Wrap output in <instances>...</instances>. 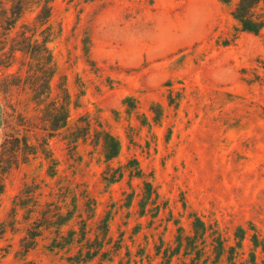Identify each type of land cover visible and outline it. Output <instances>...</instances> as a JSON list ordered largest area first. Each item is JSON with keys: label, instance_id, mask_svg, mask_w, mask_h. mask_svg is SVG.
<instances>
[{"label": "rangeland", "instance_id": "374dc122", "mask_svg": "<svg viewBox=\"0 0 264 264\" xmlns=\"http://www.w3.org/2000/svg\"><path fill=\"white\" fill-rule=\"evenodd\" d=\"M239 1L0 0V264H264V30Z\"/></svg>", "mask_w": 264, "mask_h": 264}, {"label": "trees", "instance_id": "16d2710c", "mask_svg": "<svg viewBox=\"0 0 264 264\" xmlns=\"http://www.w3.org/2000/svg\"><path fill=\"white\" fill-rule=\"evenodd\" d=\"M229 1L231 0H223L225 3H228ZM261 2L262 0H240L237 4L233 12V16L243 32L259 35L264 30V13L260 14L258 12ZM28 4V1H20L17 5H13L11 8V20L7 21L9 29L13 27L16 21L21 17L22 13L26 11V6ZM39 18L41 21L44 19L42 25L47 24L50 18V8L44 7ZM49 38L50 36L46 37L43 35L42 41H40L33 35L32 38L25 37L23 39L24 42H28L26 45L27 48L25 49V47H23V50H25L26 53H29L32 56V59L37 60V62L41 64L40 67L42 68L43 72L42 76L43 79L46 80L44 83H46L47 87H49V79L55 74V69L51 65L53 56L50 49L48 48ZM47 112L50 115V118H55L57 116V123L52 126L53 122H51V129L53 131H57L66 127L69 119L66 104L60 108L54 105V108L52 110L49 109ZM102 134L104 143V156L108 161L113 160L119 155L120 144L113 135L106 132ZM147 186H149V183H147ZM2 192L3 185H0V194H2ZM199 226H201L203 229L205 228V224L199 218H197L195 221V228L198 230L200 229ZM94 256L95 254L91 253L90 251H88L87 254L81 253L80 255L74 257V264H87L94 260Z\"/></svg>", "mask_w": 264, "mask_h": 264}]
</instances>
